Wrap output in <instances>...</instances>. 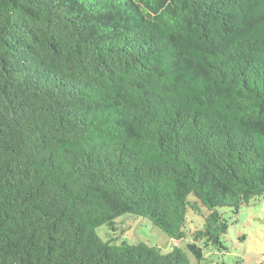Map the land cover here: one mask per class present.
Masks as SVG:
<instances>
[{"label":"trees","instance_id":"1","mask_svg":"<svg viewBox=\"0 0 264 264\" xmlns=\"http://www.w3.org/2000/svg\"><path fill=\"white\" fill-rule=\"evenodd\" d=\"M263 194L264 0H0V264H190Z\"/></svg>","mask_w":264,"mask_h":264},{"label":"rangeland","instance_id":"2","mask_svg":"<svg viewBox=\"0 0 264 264\" xmlns=\"http://www.w3.org/2000/svg\"><path fill=\"white\" fill-rule=\"evenodd\" d=\"M224 216L227 218V231L221 237L223 249L210 246L204 250L201 260L188 254L190 264H264V194L242 205L236 215L226 209ZM115 221V233L106 226L96 228V232L102 237L106 232L110 234L103 239L118 235L117 243L123 238L129 244L144 242L156 245L162 253L171 251L174 246L186 251V241L169 238L146 218L125 214Z\"/></svg>","mask_w":264,"mask_h":264}]
</instances>
